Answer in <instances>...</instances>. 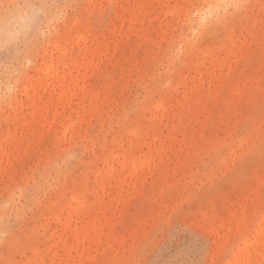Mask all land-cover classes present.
<instances>
[{"label":"rangeland","instance_id":"1","mask_svg":"<svg viewBox=\"0 0 264 264\" xmlns=\"http://www.w3.org/2000/svg\"><path fill=\"white\" fill-rule=\"evenodd\" d=\"M24 262L264 264V0H0V264Z\"/></svg>","mask_w":264,"mask_h":264},{"label":"bare ground","instance_id":"2","mask_svg":"<svg viewBox=\"0 0 264 264\" xmlns=\"http://www.w3.org/2000/svg\"><path fill=\"white\" fill-rule=\"evenodd\" d=\"M124 161H125V158L123 159L122 163H123ZM144 162H146V159H145V158H144V159H141V160H137V161H136V164H137V165H141V164L144 163ZM104 163H105V165H106L107 167L112 168V165H110V164H112V163H110V160H109V159H105ZM124 163H125V162H124ZM109 168H108V169H109ZM72 199H73L74 202H79V201H81V196H80V195H74V196L72 197ZM81 229H82V231H86V230L88 229V227H87V225H83V226L81 227ZM23 264H26V263L24 262ZM33 264H35V263H33Z\"/></svg>","mask_w":264,"mask_h":264},{"label":"snow or ice","instance_id":"3","mask_svg":"<svg viewBox=\"0 0 264 264\" xmlns=\"http://www.w3.org/2000/svg\"><path fill=\"white\" fill-rule=\"evenodd\" d=\"M224 7H225V8L238 7V4H231V3H229V4L224 5Z\"/></svg>","mask_w":264,"mask_h":264}]
</instances>
